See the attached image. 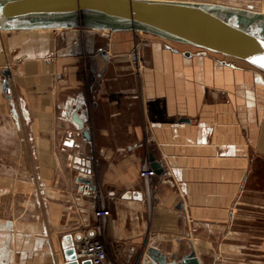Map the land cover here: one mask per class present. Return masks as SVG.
Wrapping results in <instances>:
<instances>
[{"label": "crops", "instance_id": "obj_1", "mask_svg": "<svg viewBox=\"0 0 264 264\" xmlns=\"http://www.w3.org/2000/svg\"><path fill=\"white\" fill-rule=\"evenodd\" d=\"M23 31L0 39V264H65L64 237L95 228L100 207L115 252L264 264L261 72L116 32ZM81 99L90 141L65 117Z\"/></svg>", "mask_w": 264, "mask_h": 264}, {"label": "water", "instance_id": "obj_2", "mask_svg": "<svg viewBox=\"0 0 264 264\" xmlns=\"http://www.w3.org/2000/svg\"><path fill=\"white\" fill-rule=\"evenodd\" d=\"M71 28L142 32L241 60L264 72V13L251 8L188 0H0V31ZM0 72L3 91L11 92L10 69ZM74 102L65 106V117L90 141L89 110L83 99ZM154 166L160 173L159 165ZM96 235L95 228L66 235L65 264H93L78 258L76 244ZM143 262L200 264L194 252L181 260H169L157 246L148 248Z\"/></svg>", "mask_w": 264, "mask_h": 264}, {"label": "rangeland", "instance_id": "obj_3", "mask_svg": "<svg viewBox=\"0 0 264 264\" xmlns=\"http://www.w3.org/2000/svg\"><path fill=\"white\" fill-rule=\"evenodd\" d=\"M196 1H207V2H216V3H223V4H228V5H234V6H238V7H246V8H251V9H256V10H262V8L264 7V0H196ZM80 29V28H79ZM38 30H27V31H23L22 33H28L29 34H34V33H40L43 31H38ZM47 32H50V30H46ZM45 31V32H46ZM65 31V29L63 30H51L50 33H54V36L58 34V36H61V32ZM12 32H1L0 31V39L5 42V40L9 37L12 36L11 34ZM89 33H95L93 34L95 37H99V33L100 30H93L92 32ZM108 37L103 38L106 41H110V39L112 40L113 38L115 39V35L118 37H127L128 39H130L132 41V43L139 45L140 51L143 50V48L146 45L149 44H158L160 45L163 49H166L165 47H168L167 49H171V50H177L180 53L184 52V51H191L193 53V55H202L203 57H208L210 59L213 60H229L230 62H234L235 60L233 59H227V57L219 55L217 53L214 52H210V51H206V50H200L199 48L184 44V43H180V42H175V41H171V40H166L160 37H156L150 34H146V33H142V32H132V31H118L115 33V35H113V33H107ZM57 36V37H58ZM102 39V38H99ZM140 64V63H139ZM246 65V64H243ZM142 67V65H140ZM135 68V67H133ZM135 70L140 71L139 69L135 68ZM142 70V68H141ZM139 77H140V73H139ZM108 243V242H107ZM109 251H110V255H111V259L113 261V264H142L143 262V257H142V253L141 250L136 251L135 253L132 254V256H129L130 252L129 251H124L122 253L118 252V251H114L112 249H110L109 247ZM147 253V252H146ZM145 253V254H146ZM144 263V262H143Z\"/></svg>", "mask_w": 264, "mask_h": 264}, {"label": "built area", "instance_id": "obj_4", "mask_svg": "<svg viewBox=\"0 0 264 264\" xmlns=\"http://www.w3.org/2000/svg\"><path fill=\"white\" fill-rule=\"evenodd\" d=\"M83 164L89 169L92 167L91 160H84ZM139 175L144 180L147 194L151 195V180L156 175V169L152 167L148 158L141 162ZM94 191L96 192L97 189L95 188ZM109 216H111V211L106 207H100L95 211L97 235L94 238L85 237L76 244V251L80 260L90 259L93 264H113L103 225V221Z\"/></svg>", "mask_w": 264, "mask_h": 264}, {"label": "bare ground", "instance_id": "obj_5", "mask_svg": "<svg viewBox=\"0 0 264 264\" xmlns=\"http://www.w3.org/2000/svg\"><path fill=\"white\" fill-rule=\"evenodd\" d=\"M188 1H196V0H188ZM203 2H207V1H203ZM254 10H256V9H254ZM258 11H261V12H263L264 13V7L262 8V10H258ZM46 30H54V29H38V31H46ZM30 31V30H29ZM101 34V33H100ZM227 59H230V58H227ZM232 59V58H231ZM233 60H235V61H238V63H241V64H246V65H249L250 67H253V66H251L250 64H248L247 62H244V61H241V60H237V59H233ZM229 61V60H228ZM237 64V63H236ZM244 66V65H243ZM248 68V67H247ZM254 68V67H253ZM255 70H257L258 72H261L262 74H263V76H264V72H262V71H260V70H258V69H256V68H254Z\"/></svg>", "mask_w": 264, "mask_h": 264}]
</instances>
